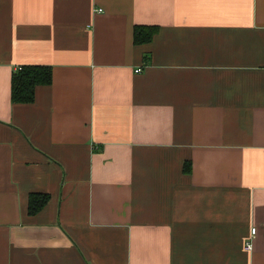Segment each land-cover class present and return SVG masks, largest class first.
Returning a JSON list of instances; mask_svg holds the SVG:
<instances>
[{
  "label": "crops",
  "instance_id": "obj_1",
  "mask_svg": "<svg viewBox=\"0 0 264 264\" xmlns=\"http://www.w3.org/2000/svg\"><path fill=\"white\" fill-rule=\"evenodd\" d=\"M0 264H264V0H0Z\"/></svg>",
  "mask_w": 264,
  "mask_h": 264
},
{
  "label": "trees",
  "instance_id": "obj_2",
  "mask_svg": "<svg viewBox=\"0 0 264 264\" xmlns=\"http://www.w3.org/2000/svg\"><path fill=\"white\" fill-rule=\"evenodd\" d=\"M134 42L144 44L150 42L158 33V26L137 25L134 29ZM53 81V68L49 65H25L17 69L11 80V99L13 103H32L35 101L38 86L50 85ZM191 164L185 165L189 171ZM50 194L34 192L30 194L28 211L30 214L40 212L48 204Z\"/></svg>",
  "mask_w": 264,
  "mask_h": 264
},
{
  "label": "built area",
  "instance_id": "obj_3",
  "mask_svg": "<svg viewBox=\"0 0 264 264\" xmlns=\"http://www.w3.org/2000/svg\"><path fill=\"white\" fill-rule=\"evenodd\" d=\"M99 11H102L101 9ZM20 68V67H19ZM136 71H141V68L137 69ZM256 232H257V229L256 227H253L252 228V236L251 238L249 239V241L246 242V249L247 250H252L254 248V238H255V235H256Z\"/></svg>",
  "mask_w": 264,
  "mask_h": 264
}]
</instances>
